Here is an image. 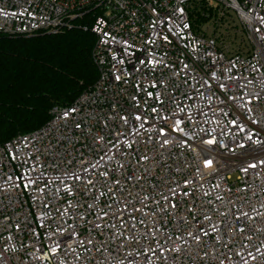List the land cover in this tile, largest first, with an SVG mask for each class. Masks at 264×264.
Returning <instances> with one entry per match:
<instances>
[{
  "label": "built area",
  "instance_id": "obj_1",
  "mask_svg": "<svg viewBox=\"0 0 264 264\" xmlns=\"http://www.w3.org/2000/svg\"><path fill=\"white\" fill-rule=\"evenodd\" d=\"M85 17L97 82L0 143V264H264V0H0V36Z\"/></svg>",
  "mask_w": 264,
  "mask_h": 264
},
{
  "label": "trees",
  "instance_id": "obj_2",
  "mask_svg": "<svg viewBox=\"0 0 264 264\" xmlns=\"http://www.w3.org/2000/svg\"><path fill=\"white\" fill-rule=\"evenodd\" d=\"M190 14L201 32L217 19L203 2L193 3ZM92 27L93 20L85 17L55 34L0 36V143L40 129L54 107L71 106L94 86Z\"/></svg>",
  "mask_w": 264,
  "mask_h": 264
},
{
  "label": "rangeland",
  "instance_id": "obj_3",
  "mask_svg": "<svg viewBox=\"0 0 264 264\" xmlns=\"http://www.w3.org/2000/svg\"><path fill=\"white\" fill-rule=\"evenodd\" d=\"M222 21L212 19L202 27V31L208 36H215L225 46L229 53L247 52L249 41L246 32L238 22L234 14H230Z\"/></svg>",
  "mask_w": 264,
  "mask_h": 264
}]
</instances>
